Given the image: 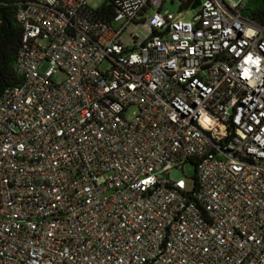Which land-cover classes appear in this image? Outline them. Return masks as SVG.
Segmentation results:
<instances>
[{"label": "built area", "instance_id": "obj_1", "mask_svg": "<svg viewBox=\"0 0 264 264\" xmlns=\"http://www.w3.org/2000/svg\"><path fill=\"white\" fill-rule=\"evenodd\" d=\"M105 1L0 0L21 28L0 264H264V27L247 0L195 1L187 22Z\"/></svg>", "mask_w": 264, "mask_h": 264}, {"label": "trees", "instance_id": "obj_2", "mask_svg": "<svg viewBox=\"0 0 264 264\" xmlns=\"http://www.w3.org/2000/svg\"><path fill=\"white\" fill-rule=\"evenodd\" d=\"M9 5H14L22 0H7ZM179 3V11L184 12L191 9L198 0H176ZM111 16H114L115 8H108ZM16 8L10 7L2 11L0 26V96L5 89L14 87L21 83L20 77L14 70L17 52L20 45L21 28L15 20ZM242 14L259 23L264 27V0H247ZM111 20H106L110 23Z\"/></svg>", "mask_w": 264, "mask_h": 264}, {"label": "rangeland", "instance_id": "obj_3", "mask_svg": "<svg viewBox=\"0 0 264 264\" xmlns=\"http://www.w3.org/2000/svg\"><path fill=\"white\" fill-rule=\"evenodd\" d=\"M105 0H88V4L92 9L100 8L103 5H106ZM164 9L177 14L179 11V3L171 0H167V2L164 4ZM198 10H188L183 12L182 21L187 22L190 21L196 14ZM106 65L102 66V69H105ZM46 67L44 66L42 71H45ZM64 77L63 75L59 74L53 78L54 82L63 81ZM132 111L128 113V116H130ZM194 176H195V169L194 165L192 164H186L181 171V173H178V177H181L185 180L186 189L188 191H191L194 188Z\"/></svg>", "mask_w": 264, "mask_h": 264}, {"label": "water", "instance_id": "obj_4", "mask_svg": "<svg viewBox=\"0 0 264 264\" xmlns=\"http://www.w3.org/2000/svg\"><path fill=\"white\" fill-rule=\"evenodd\" d=\"M200 6V2H196L192 7L191 10H196Z\"/></svg>", "mask_w": 264, "mask_h": 264}]
</instances>
